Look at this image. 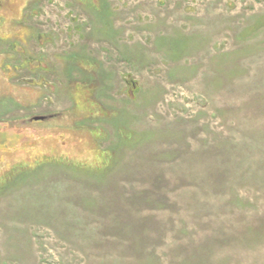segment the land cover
<instances>
[{"label":"rangeland","instance_id":"1","mask_svg":"<svg viewBox=\"0 0 264 264\" xmlns=\"http://www.w3.org/2000/svg\"><path fill=\"white\" fill-rule=\"evenodd\" d=\"M0 264H264V0H0Z\"/></svg>","mask_w":264,"mask_h":264}]
</instances>
